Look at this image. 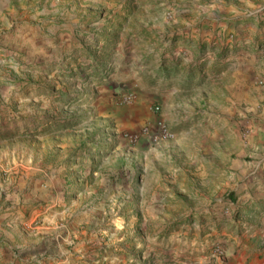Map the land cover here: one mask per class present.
I'll return each mask as SVG.
<instances>
[{"label":"rangeland","instance_id":"rangeland-1","mask_svg":"<svg viewBox=\"0 0 264 264\" xmlns=\"http://www.w3.org/2000/svg\"><path fill=\"white\" fill-rule=\"evenodd\" d=\"M0 225V264H264V0H0Z\"/></svg>","mask_w":264,"mask_h":264},{"label":"built area","instance_id":"built-area-1","mask_svg":"<svg viewBox=\"0 0 264 264\" xmlns=\"http://www.w3.org/2000/svg\"><path fill=\"white\" fill-rule=\"evenodd\" d=\"M159 110V106L155 107ZM141 133H144L149 139L157 140L161 138H170L173 136V131L168 127L161 118H154L150 126L143 127Z\"/></svg>","mask_w":264,"mask_h":264},{"label":"crops","instance_id":"crops-1","mask_svg":"<svg viewBox=\"0 0 264 264\" xmlns=\"http://www.w3.org/2000/svg\"><path fill=\"white\" fill-rule=\"evenodd\" d=\"M0 230H1V225H0ZM1 232V231H0Z\"/></svg>","mask_w":264,"mask_h":264}]
</instances>
